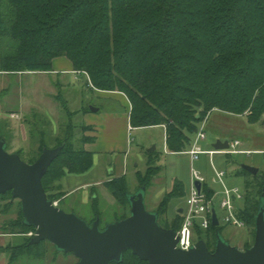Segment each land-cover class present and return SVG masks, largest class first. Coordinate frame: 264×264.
<instances>
[{"label": "trees", "instance_id": "trees-1", "mask_svg": "<svg viewBox=\"0 0 264 264\" xmlns=\"http://www.w3.org/2000/svg\"><path fill=\"white\" fill-rule=\"evenodd\" d=\"M60 57L88 75L95 89L125 94L132 105L133 128L166 126L172 153L187 150L213 110L246 116L251 124L264 120V0H0L2 72H51ZM67 133L56 146L64 145L62 152L43 178L52 201L55 183L68 175H83L94 165L85 145L96 138L76 144ZM160 172L150 161L145 174L137 175L141 187L148 188ZM238 175L246 177L240 217L252 237L241 248L247 250L255 243L264 173L253 176L240 167ZM105 185L117 204L129 209L121 220L129 217L128 195L133 193L127 179L113 178ZM183 195L177 182L160 204L156 212L163 228L181 227L179 211L172 225L165 216L172 200ZM92 205L95 216L90 224L101 218L98 197ZM23 221L21 214L8 225V234L36 232ZM218 231L223 234V227L198 230V241L215 252ZM31 239L0 249L8 264L45 256L49 242L30 245ZM120 264L149 263L128 251Z\"/></svg>", "mask_w": 264, "mask_h": 264}, {"label": "rangeland", "instance_id": "rangeland-1", "mask_svg": "<svg viewBox=\"0 0 264 264\" xmlns=\"http://www.w3.org/2000/svg\"><path fill=\"white\" fill-rule=\"evenodd\" d=\"M5 89L7 91L0 94V103L3 102V106L0 105V140L5 138L8 142L7 151L11 154H19L28 164L37 161L44 147L56 148L66 138L69 130L70 133L67 134L72 135V141L76 144L85 138L92 137L86 133L88 130L80 114L82 108H89L91 111L99 109L100 111L94 115L99 116L98 119L102 121H105L109 114L124 118L128 115V105L122 96L94 92L90 89L83 73H63L60 76L32 73L17 76L3 74L0 75V92ZM12 111L21 113L20 120L10 116ZM213 111L206 124L207 139L202 141L200 146L204 150H215L214 145L219 140L228 142L239 140L243 144L242 149L253 151L251 156L216 155L213 158L214 166L228 173L227 185L237 186L244 191L246 177L238 175L241 165L258 168L264 173V120L251 124L246 116L231 115L219 110ZM207 117L208 114L203 121ZM96 129L97 132L93 134L96 138L95 143L86 146L87 150L93 153V168L83 175H68L55 183L51 191L55 204L67 213H75L80 218L91 221L95 216V209L92 205L93 195L98 193L96 209L101 215V227L105 228L110 223L120 221L129 210L122 208L116 200L114 203H109L112 196L104 191L107 189L105 184L108 179L119 177L125 168L123 176L129 183V192L136 193L142 186L137 178L138 173L145 174L149 162L153 161L161 168V172L155 179H152L147 188L146 208L150 213H155L167 193L173 190L177 182L180 183L183 186L184 195L172 200L165 216L169 225L174 224L178 211L187 205L191 186L190 157L185 154H169L168 148H165L164 130L159 127L131 129L128 136H122L121 131L118 134L115 133L116 131L111 132L104 124ZM195 137L196 135L192 137V142ZM113 143H116L119 148L124 146V151L123 149L107 150L114 145ZM153 148H156L153 151L156 152L155 156H151L153 152L150 151ZM194 168L208 179L209 184L216 191L221 190L218 184L212 182L214 171L208 155H203L195 163ZM103 180L106 182L97 185L93 193L91 189L86 188L77 189L71 194L72 188L75 189L80 184ZM101 193L105 198L99 196ZM220 197L217 198L215 207L220 226L223 227L222 236L232 246L241 249L246 241L252 242V237L246 229L224 226L222 219L224 212L220 208ZM242 204L238 202L237 206ZM21 212L20 200H13L11 195H0V233L9 235L6 239L8 244L16 245L25 242L27 238H32L30 235L32 232L8 234L12 230L9 226L20 219ZM201 236L206 238L204 233ZM6 259L8 264V256L5 253L3 256L0 255V264H4ZM21 264H79V259L74 254L57 251L56 247L49 243L46 245L43 258L36 262L26 259Z\"/></svg>", "mask_w": 264, "mask_h": 264}, {"label": "water", "instance_id": "water-1", "mask_svg": "<svg viewBox=\"0 0 264 264\" xmlns=\"http://www.w3.org/2000/svg\"><path fill=\"white\" fill-rule=\"evenodd\" d=\"M7 147L8 142L0 140V195L11 192L13 200H20L23 223L36 230L30 245L47 241L59 252L74 254L79 264H120L128 251L149 264H264V193L256 216L255 243L251 248L241 250L232 246L218 231L215 252H211L203 240L190 251H182L177 249V231L163 228L159 214L147 210L145 186L128 195L129 217L102 228L100 219L90 224L75 213L63 211L49 199L44 189L43 178L64 145L45 148L33 164L25 163L19 154L9 153ZM214 148L226 150L229 142L219 140ZM241 167L253 176L260 172L249 165ZM198 188H201L199 184ZM179 213L182 214L183 209ZM212 225L220 226L215 210Z\"/></svg>", "mask_w": 264, "mask_h": 264}, {"label": "built area", "instance_id": "built-area-1", "mask_svg": "<svg viewBox=\"0 0 264 264\" xmlns=\"http://www.w3.org/2000/svg\"><path fill=\"white\" fill-rule=\"evenodd\" d=\"M209 116L210 113H208L206 120L200 123V128L198 129L196 137L190 147L186 151L181 152L182 154H186L190 157L192 164L191 186L188 193L187 205L181 214L182 225L177 231V249L182 251H190L196 245L198 242V239H196L198 230L206 232L211 226H213V212L214 210L216 211L215 206L219 196H221L220 208L224 212L222 218L224 226L237 229H246V223L240 217V211L242 210L243 206H237L238 202H244L245 193L239 187H229L227 185V172L225 170L217 169L213 164V158L216 155H250L252 152L243 150L241 148L242 142L239 140L229 142V148L226 150H204L200 146V143L207 139L206 124ZM164 127L166 129V126ZM203 155H208L211 159V164L214 171V178L212 179V182L218 184L221 187L220 191H216L209 184L208 179L200 171L194 168L195 163L198 162ZM198 184L201 186V188H198ZM35 233L32 232L30 234L31 237H33Z\"/></svg>", "mask_w": 264, "mask_h": 264}, {"label": "crops", "instance_id": "crops-1", "mask_svg": "<svg viewBox=\"0 0 264 264\" xmlns=\"http://www.w3.org/2000/svg\"><path fill=\"white\" fill-rule=\"evenodd\" d=\"M30 73H32V74H47V75H53V74L55 75L56 74L58 76H60L63 73H65V74H75V73L76 74H80L79 72L75 71L74 66H73V63L68 58H66V57L56 58L53 61V70L51 72H38V73H36V72H27V73H18V74H8V73H4V72H2L1 62H0V75L5 74V75H15V76H17V75H24V74H30ZM85 76L87 78V83H89V87H90L91 90H93L94 92H96L98 94H103V95L122 96L124 98V101H125L126 105H128V115H127V117L124 118L123 116L109 114V116L105 119V121H102V120L98 119L99 116H95L94 115L95 113H98L100 110L98 112H93L89 108H82L80 114H82V116L84 118V122H85L84 125H85V127H88V131L86 133L87 134H90L89 136L95 137L93 134H95V132H97L96 127H100L102 124H104V125H106V126L109 127V131H111V132L116 131L115 132L116 134H118L121 131L120 133L122 134V136L123 135H127L128 136L129 130H131V129L132 130H135V128H133L131 126V124H130V114H131V110H132V105H131L129 99L127 98V96L125 94L121 93V92H108V91H101V90L95 89L93 87L91 81H89L88 76L87 75H85ZM3 91L5 92L7 90L6 89L5 90H2L0 92V94ZM8 92H6V93H8ZM3 101H4V98H3ZM0 105L3 106V102H1ZM87 109H89V112H86ZM214 111H217V110H214ZM10 113H11L10 116L12 118H15V119H19L20 120V118H21V116H20L21 113L20 112L12 111ZM212 114L213 113H211L210 115H212ZM209 117H211V116H209ZM155 127H159L161 129H163L164 130V133H165V137H166V129H165L164 126H155ZM137 129H143V128H137ZM221 141H223V140H221ZM97 142H98V137H97ZM93 143H95V142H93ZM89 144H91V143H89ZM89 144H86L85 145V149L86 150H87L86 146L89 145ZM113 144H110V145H113V146L109 147L107 150L114 151L115 149H123V147H124L123 146V147L119 148L116 143H113ZM191 144H192V141H191ZM242 147H243V144H242ZM165 148H167V144H165ZM243 150H246V149H243ZM87 151H89V150H87ZM122 151H124V149ZM246 151H251V150H246ZM251 152H253V151H251ZM168 153L169 154H173L170 151H168ZM174 154H182V153L180 152V153H174ZM240 155H246V154H240ZM251 155L252 154L246 155V156H251ZM233 156H239V155H233ZM125 171H126V169L124 168L123 171L121 172V175L119 177L123 176ZM112 173H113V171H112ZM227 177H228V173H227ZM111 179H113V178H109L108 181H110ZM102 182H106V181L103 180V181H96V182H93V183H86V184H82V185L80 184L79 186H77V188H75V189L72 188L73 189V192H71V194L74 193L77 189L78 190H81V189L84 190L86 188L89 189V190L91 189V192L93 193V190H95V188L97 187V185H99V184L101 185ZM102 187L105 188L104 185H102ZM235 187H237V186H235ZM104 191L106 192V194H110L107 189H104ZM97 194L98 193H95L93 195V199H95V198L98 197ZM99 196H102L103 198H105L104 197V194L102 195V193L99 194ZM110 196H112V195H110ZM107 202H109V201H107ZM114 202H115V199L112 196V199L110 200L109 203H114ZM241 206H243V204ZM7 238H9V235L0 233V249L2 247H5V246L9 245L8 244V241H6ZM0 253H1L0 255L3 256L4 253H2L1 251H0ZM4 264H7V259H6V262Z\"/></svg>", "mask_w": 264, "mask_h": 264}]
</instances>
